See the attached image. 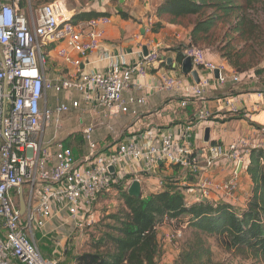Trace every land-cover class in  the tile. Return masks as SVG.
<instances>
[{
  "label": "built area",
  "instance_id": "obj_1",
  "mask_svg": "<svg viewBox=\"0 0 264 264\" xmlns=\"http://www.w3.org/2000/svg\"><path fill=\"white\" fill-rule=\"evenodd\" d=\"M25 1L21 6L20 0H0V264H57L42 254L35 232L42 231L50 219L63 215L71 220L74 230L82 232L95 221L93 209L98 194L123 180L130 173L126 169L129 164L139 171L123 181L124 190L137 180L145 193V177L165 163L188 167L198 177L197 183L190 186L183 178L182 186H188L184 192L190 200H213V196L226 202L235 199L239 174L247 166L250 150H264L262 130L243 134L229 143H210L200 162H190L203 141L199 125L212 116L201 107L195 113V133L190 128L177 135L147 132L144 137H126L99 150L96 131L102 129L119 138L114 127L116 119L137 114V106L145 103L144 96L124 98L123 93L131 86L141 88L139 81L147 68L161 60L158 48L141 53L132 64L113 62L103 70L83 71L84 57L101 48L111 18L101 15L73 23L70 10L61 0ZM151 22L149 17L147 29ZM185 43L184 56L190 58L199 75V82L190 86L187 96L199 98L212 84L223 86L228 79L237 82L248 76L229 71L223 61L209 60L208 49L188 44L189 38ZM51 53L64 64V70L50 72L47 57ZM159 88L176 93L184 89L176 77L167 73L160 76ZM255 94L264 104V87ZM186 104V99L181 102L182 106ZM226 107L232 114L239 111L231 102H226ZM257 107L259 104L244 112L243 117L248 118ZM91 110H100L101 116L84 121L82 116ZM73 112L80 123H85V148L79 158L60 137L63 117ZM239 163L242 165L238 170ZM223 164L232 167L226 179L216 181L206 175ZM139 172L146 176H138ZM162 186L160 180L156 190ZM21 197L23 212L19 210ZM181 235V229H173L165 239L176 247Z\"/></svg>",
  "mask_w": 264,
  "mask_h": 264
},
{
  "label": "trees",
  "instance_id": "obj_2",
  "mask_svg": "<svg viewBox=\"0 0 264 264\" xmlns=\"http://www.w3.org/2000/svg\"><path fill=\"white\" fill-rule=\"evenodd\" d=\"M258 1L161 0L151 15L150 31L157 33L164 21L189 24L188 44L214 51L238 73H250L259 63L264 47L257 42L264 36V29L254 13H250L256 10ZM20 5L24 6L25 0H20ZM118 13L123 18L128 17L125 12ZM101 15L109 16L107 12L89 10L75 13L71 21L76 23ZM186 46L180 41L167 50L176 52L180 64ZM254 73H261L264 79V68L255 69ZM242 114L239 113L241 117ZM208 120H212V116ZM199 160L200 153L195 151L189 161ZM169 166L174 171L182 169L189 184L195 181L186 167ZM244 171L251 186L242 204L208 199L192 201L184 192L188 186L178 185L176 175H164L160 189L141 191L138 197L133 196L122 187L123 181L133 178V174H126L109 191L98 194L95 204L100 199L108 200L111 195H117V207L105 211L98 222L94 221L82 230L93 228L86 249L73 257V264H158L163 244L157 228L162 225L182 231L176 240L178 253L173 264H229L214 260L210 239L233 256L264 262L263 149L250 150ZM143 175L146 176L143 172L138 173V176Z\"/></svg>",
  "mask_w": 264,
  "mask_h": 264
},
{
  "label": "crops",
  "instance_id": "obj_3",
  "mask_svg": "<svg viewBox=\"0 0 264 264\" xmlns=\"http://www.w3.org/2000/svg\"><path fill=\"white\" fill-rule=\"evenodd\" d=\"M61 1L70 10L71 15L77 12L94 10L107 12L111 18V23L105 27L101 48L84 57L81 65L83 71L103 70L113 62L132 64L139 59L144 48L150 50L156 46L159 49L161 60L147 68V74L140 78L139 81L141 88L131 86L123 93L124 98L129 95L144 96L145 103L137 106V114L120 115L116 119L114 127L116 132L120 133V137L116 138L113 135L104 134L102 129L96 131L95 139L97 143L102 144L103 149L114 146L126 137H144L147 132L159 135L163 133L177 135L178 132L186 131L190 128L195 133L198 131L195 113L201 107H205L210 111L212 120H207L202 125H199L200 129H203V133L206 127L209 128V140L207 142L203 140L197 145L198 149L196 151L200 153V160L212 141L225 144L238 138L241 134L254 133L260 130L264 133V104L261 103V100L255 94L256 91L263 89L264 86L252 85V82L247 83L245 79L252 77L251 73L237 82L228 79L223 86L212 84L211 88L202 97L187 96L194 80L191 76L181 73L180 64L176 60V52L167 49L172 48L180 41L185 42L191 25L184 26L164 21L162 22L163 27L157 33L147 29V19L154 13L156 6L161 0H102L103 4H105L102 8H95V5H98L97 0L81 6L80 0H73L75 3L69 6H67L69 4L67 0ZM120 11L125 12L128 17H121L118 13ZM207 57L213 62L223 61L217 53L211 50H208ZM58 62L62 70H64V64L59 60ZM226 65L229 71H234L228 64ZM164 73L176 77L184 87L183 92L176 93L161 90L159 88L160 76ZM203 73L201 71V74ZM185 99L187 104L182 106L181 102ZM226 102L234 103L239 108V113H244L258 104L259 107L254 111L252 110L248 118H244L239 113H230L227 110ZM100 116V110H91L89 113L84 114L82 119L88 121L97 119ZM159 166L157 170L145 177L144 187L147 189L146 192L156 190L158 182L162 180L161 178L164 175H176L179 179L178 185H183L184 176L182 175V169L174 171L173 168L165 163ZM186 168L192 174L189 171L190 169ZM126 169L127 172H130L127 174L139 171V168L134 164H129ZM231 169V166L223 164L220 167L208 170L206 175L216 181H221L229 176ZM194 177L195 181L191 184L186 179V183L189 186L197 183L198 177L196 175ZM238 180L239 188L235 193L236 197L230 202L242 204L250 191L251 181L245 171L240 172ZM188 197L191 198L190 195ZM212 199L218 200L216 196H213ZM106 202L107 200L100 199L97 201L96 207ZM58 219H61V224H58ZM70 223L72 224L71 220L64 215L61 218L50 219L42 231L37 230L35 232L36 243L41 238L39 236H41L43 231L54 238L58 236V233H62V230L68 233L73 225ZM157 231L158 238L163 244L158 264H173L178 251L174 245L165 239V236L172 229L168 225H162L157 228Z\"/></svg>",
  "mask_w": 264,
  "mask_h": 264
},
{
  "label": "rangeland",
  "instance_id": "obj_4",
  "mask_svg": "<svg viewBox=\"0 0 264 264\" xmlns=\"http://www.w3.org/2000/svg\"><path fill=\"white\" fill-rule=\"evenodd\" d=\"M92 1L95 0H80L79 3L81 6L85 5L86 3H91ZM97 1L98 5H95V8H102V6L105 5L103 4L104 0ZM67 2H69L67 6L73 5L75 3V1L73 0H67ZM252 12L264 29V0H259L256 4V10H251L250 13ZM257 42L264 45V36L257 40ZM249 44L250 43H248V45ZM47 67L49 68L51 73H54L56 70H62L58 60L53 53L49 54L47 57ZM262 68H264V47L260 55L259 63L253 70L250 71L252 77L248 78L247 80L245 79V81L247 83L252 82V85L257 83L264 84L262 74L260 73V75H255L254 73L255 69ZM61 97L62 94L59 95V98ZM84 125L85 123L79 122V116L74 112L63 117V127L60 133V137L64 139V141L73 149V154L76 158L81 157L84 153L85 146L82 141V128ZM103 132L104 134L106 133V131ZM241 135H239L238 137H240ZM102 148V144L98 143V149L102 150ZM111 197V199L109 198L107 202L103 203L102 205H97L96 207L95 204V207L93 209L95 221L98 222L105 214V211H111L114 210L115 207H117V195H111ZM58 220V224H61V219ZM59 226L61 227V225ZM92 231L93 228L83 232H79L77 230H74V227L72 225L68 233L62 230V233H58V236L56 238L50 237L49 234L43 231L41 233V236H39L41 238L37 242V245L44 256L54 259L57 264H73V257L86 249V243L89 239V234ZM210 242L213 250V258L215 261H226L229 264H264L263 261H256L254 259H242L240 257L233 256L231 253L222 251L212 239H210Z\"/></svg>",
  "mask_w": 264,
  "mask_h": 264
},
{
  "label": "water",
  "instance_id": "obj_5",
  "mask_svg": "<svg viewBox=\"0 0 264 264\" xmlns=\"http://www.w3.org/2000/svg\"><path fill=\"white\" fill-rule=\"evenodd\" d=\"M147 48H144L143 51H142V54L145 55L147 53ZM180 70H181V73L184 74V75H189L192 77V79L194 80V82L198 83L199 82V75H198V72L196 69L193 68L192 66V62L190 60V58L188 57H185L181 63H180ZM214 76L215 78L218 77V70H214ZM203 140L205 142H207L209 140V128L206 127L204 129V133H203ZM241 163L238 164V170L241 168ZM109 170L110 172H113L114 171V168L113 166H110L109 167ZM127 192L130 194V195H133V196H139L141 194V184L139 181L137 180H134L131 185L129 186ZM25 209V204H24V200L23 198L21 197L20 200H19V210L21 212H23Z\"/></svg>",
  "mask_w": 264,
  "mask_h": 264
}]
</instances>
